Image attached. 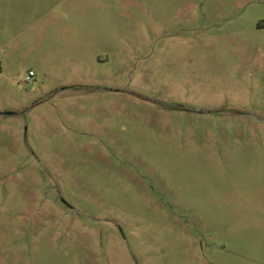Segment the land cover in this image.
<instances>
[{
	"label": "rangeland",
	"instance_id": "obj_1",
	"mask_svg": "<svg viewBox=\"0 0 264 264\" xmlns=\"http://www.w3.org/2000/svg\"><path fill=\"white\" fill-rule=\"evenodd\" d=\"M0 264H264V0H0Z\"/></svg>",
	"mask_w": 264,
	"mask_h": 264
},
{
	"label": "built area",
	"instance_id": "obj_2",
	"mask_svg": "<svg viewBox=\"0 0 264 264\" xmlns=\"http://www.w3.org/2000/svg\"><path fill=\"white\" fill-rule=\"evenodd\" d=\"M31 74H32V71H29L28 75L26 76V79H28Z\"/></svg>",
	"mask_w": 264,
	"mask_h": 264
},
{
	"label": "crops",
	"instance_id": "obj_3",
	"mask_svg": "<svg viewBox=\"0 0 264 264\" xmlns=\"http://www.w3.org/2000/svg\"><path fill=\"white\" fill-rule=\"evenodd\" d=\"M261 226H263V225L261 224Z\"/></svg>",
	"mask_w": 264,
	"mask_h": 264
}]
</instances>
